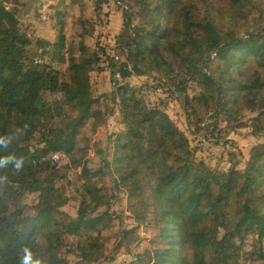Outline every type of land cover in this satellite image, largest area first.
Listing matches in <instances>:
<instances>
[{
  "label": "trees",
  "instance_id": "obj_1",
  "mask_svg": "<svg viewBox=\"0 0 264 264\" xmlns=\"http://www.w3.org/2000/svg\"><path fill=\"white\" fill-rule=\"evenodd\" d=\"M6 1L0 0V135L19 130L8 149L0 148V157L22 155L25 165L19 173L11 166L0 169V176H8L0 183V264H19L25 244L49 264H62L56 253L67 237L86 236L77 249L88 263L102 253L100 231L110 223L111 202L96 180L84 185L75 215L62 210L69 197L61 190H45L36 214L28 215L23 191L52 177L62 157L76 152L81 128L91 119L104 120L111 111L102 109L88 75L108 57L117 68L112 101L120 108L126 131L106 147L104 167L125 189L137 222L149 208L162 224V246L153 264H240L247 237L264 239V143L252 149L245 168L233 163L228 171H219L196 158L188 136L165 110L150 106L140 89L118 81L132 74L158 75L166 84L158 89L164 85L182 97L190 130L201 128L200 113L218 121L256 112L249 127L255 137H263L264 4L116 0L129 8L115 40L120 51L111 56L107 42L90 46L85 33L76 49L69 47L63 20L56 24L58 39L52 44L30 37L21 27L22 4L10 2L14 8L9 9ZM95 2L100 11L109 0ZM76 3L58 0L51 5L54 16L65 20ZM133 17L143 20L140 31L131 30ZM46 51L53 60L55 54L66 53L70 73L60 76L43 58ZM190 83L201 90L190 95ZM54 91L62 97L49 100L47 94ZM38 232L44 233V244L38 242Z\"/></svg>",
  "mask_w": 264,
  "mask_h": 264
},
{
  "label": "rangeland",
  "instance_id": "obj_2",
  "mask_svg": "<svg viewBox=\"0 0 264 264\" xmlns=\"http://www.w3.org/2000/svg\"><path fill=\"white\" fill-rule=\"evenodd\" d=\"M13 1L17 2V6L22 4L18 13L21 27L32 38H40L52 44L58 39L56 24L63 20L69 47L74 45L76 49L80 34L85 33L89 34L85 40L90 46L96 47L98 42H107L108 54L114 56L116 51H120L115 40L124 30L126 21L124 11L129 8L126 3L109 0L99 11L96 9L98 5L95 0H77L75 6L68 9L64 20L62 16L57 19L58 14L54 16L56 9L51 8L58 0H46L43 6L42 0H7L6 6L9 9L13 7L10 3ZM260 1L264 4V0ZM79 20H83L85 24H76ZM130 23L132 31H140L144 24L138 17H133ZM113 44L117 45L113 47ZM45 54L43 58L53 64L54 70L60 76L70 73L66 53L55 54L56 56H53L55 60L51 59L52 55L49 52L46 51ZM109 58L111 57L102 60L95 70L88 71V75L97 91L95 98L100 100L102 109L111 108V111L106 113L104 120L91 119L81 128L77 135L76 152L62 157L52 177L46 178L40 187L23 191L25 213L31 216L36 214V205L46 198L45 190H51L53 193H57V190L63 191L69 197V201L64 202L61 208L70 215L76 214L85 184L96 180L101 191L110 196L111 220L100 231L102 253L98 259L88 263L81 257V249L78 251L77 245L83 246L86 236L67 237L64 246L56 253L60 256L62 264H153L162 246L160 238L162 224L154 220L151 209L145 211V218L141 223L137 222L129 209L125 189L116 181L113 172L104 167L106 147L111 140L126 131L120 108L112 101L116 90L114 72L117 68L110 66ZM118 83L140 89V96H143L150 106H159L165 110L188 136L196 158L204 160L219 171H228L233 163H237L238 168H245L252 149L264 143V136L255 137L249 127L250 120L257 117L256 112H245L218 121L200 113L201 128L190 130L182 97L164 85H162L164 88L158 89L161 83L165 84L158 75L153 78L132 74ZM145 87L148 89L145 90ZM200 90L196 83H190L188 93L193 95ZM47 97L53 100L60 99L62 95L54 91L49 92ZM72 115H75V112H72ZM34 143L40 145L39 142ZM145 198L152 203L149 196ZM36 237L38 242L45 243L44 233L38 232ZM240 264H264V239L260 240L253 234L247 237Z\"/></svg>",
  "mask_w": 264,
  "mask_h": 264
},
{
  "label": "clouds",
  "instance_id": "obj_3",
  "mask_svg": "<svg viewBox=\"0 0 264 264\" xmlns=\"http://www.w3.org/2000/svg\"><path fill=\"white\" fill-rule=\"evenodd\" d=\"M28 127V124H24L23 130L27 131ZM17 130L19 129L0 135V148L8 149L13 140L17 138ZM24 165L25 158L22 155L17 156L15 153H10L6 156L0 157V169L11 166L14 173H19L23 170ZM7 180V174L0 176V183L6 182ZM19 264H49V261L43 254L35 253L30 245L25 244L21 247Z\"/></svg>",
  "mask_w": 264,
  "mask_h": 264
},
{
  "label": "built area",
  "instance_id": "obj_4",
  "mask_svg": "<svg viewBox=\"0 0 264 264\" xmlns=\"http://www.w3.org/2000/svg\"><path fill=\"white\" fill-rule=\"evenodd\" d=\"M39 62H42V61H39ZM53 159L58 160L59 159V156L58 155H54L53 156Z\"/></svg>",
  "mask_w": 264,
  "mask_h": 264
},
{
  "label": "crops",
  "instance_id": "obj_5",
  "mask_svg": "<svg viewBox=\"0 0 264 264\" xmlns=\"http://www.w3.org/2000/svg\"><path fill=\"white\" fill-rule=\"evenodd\" d=\"M44 2L43 3H45L46 2V0H43ZM42 2H41V5L43 6L44 4H43ZM38 10H40V8L38 7Z\"/></svg>",
  "mask_w": 264,
  "mask_h": 264
}]
</instances>
